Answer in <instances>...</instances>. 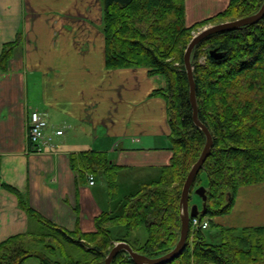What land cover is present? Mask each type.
I'll return each mask as SVG.
<instances>
[{"label":"trees","instance_id":"obj_1","mask_svg":"<svg viewBox=\"0 0 264 264\" xmlns=\"http://www.w3.org/2000/svg\"><path fill=\"white\" fill-rule=\"evenodd\" d=\"M105 64L108 70L146 69L163 77L165 85L151 94L167 104L173 157L158 180L143 184L123 204V213L103 212L94 232L77 227L69 231L34 210L17 188L0 184L14 194L28 216L43 231L18 234L0 244V264H24L36 257L40 264H105L116 242H126L148 258L170 253L181 236V195L192 166L200 158L206 136L193 120L190 85L185 68L186 49L198 29L235 21L256 14L264 0H230L217 15L192 26L186 24V0H102ZM22 35L4 45L0 71L7 72ZM218 49L224 57L209 52ZM198 115L210 130L214 145L197 175L209 183L206 214L209 229L217 227L219 240L209 242L206 231L191 234L180 256L164 264H264V226L227 227L217 219L232 213L240 189L264 184V18L235 31L213 34L192 52ZM71 166L80 177L93 173L107 179L110 195L116 196L118 166L107 152L85 151L71 156ZM200 207V206H199ZM126 233L113 237V229ZM145 228V241L131 233ZM42 246L33 251L31 246ZM68 246L80 251L78 259ZM112 264H136L121 251Z\"/></svg>","mask_w":264,"mask_h":264},{"label":"crops","instance_id":"obj_2","mask_svg":"<svg viewBox=\"0 0 264 264\" xmlns=\"http://www.w3.org/2000/svg\"><path fill=\"white\" fill-rule=\"evenodd\" d=\"M229 4L186 0V24L211 18ZM103 14L102 0H0V54L22 35L7 72L0 71V182L69 231L94 232L96 219L113 213L121 192L127 194L124 204L143 184L158 180L173 157L167 104L151 97L165 80L142 68H106ZM31 110L46 115L49 133L64 131L42 154L28 150ZM89 150L107 152L120 168L114 198L104 176L91 186L88 173L83 178L72 169L71 156ZM36 222L0 184V244L40 232ZM217 223L264 226V184L240 189L232 213Z\"/></svg>","mask_w":264,"mask_h":264},{"label":"water","instance_id":"obj_3","mask_svg":"<svg viewBox=\"0 0 264 264\" xmlns=\"http://www.w3.org/2000/svg\"><path fill=\"white\" fill-rule=\"evenodd\" d=\"M263 18H264V3L262 7L260 8V10L252 16L242 18L239 20H235L232 22L217 24V25L205 28L204 30H202L201 32H199L197 35L193 37V39L191 40V42L189 43L186 49L185 56H184V63H185V68H186L189 85H190V101H191L192 108H193V120H194L195 125L198 128H200L205 134L206 144H205V147L203 149V152L200 158L192 166L187 176V179L185 181L183 190H182L181 203H180L182 227H181V236H180V240L178 244L170 253L162 257L152 259V258H148L144 255H141L135 252L133 248L130 246V244L126 242H119L114 245V248L111 250V252L109 253V255L107 256L105 260V264H112V261L114 260V258L121 251H126L128 255L131 257V259L136 264H164L180 256L183 250L185 249L189 231H190L191 219L206 214L207 200H208L206 188L201 186L195 190L196 194L202 198V201H203L202 209H200V207L197 204L193 206L190 205V194L192 191L194 181L197 175L199 174L202 166L208 159L211 153V150L213 148V145H214L213 136L210 130L204 123H202L198 115V106H197V99H196V84L194 80L193 65H192V58H191L192 52L195 49V47L208 36H211L217 33H222V32L235 31L245 26L254 25L260 22ZM209 54L210 56L216 59H221L224 57V53L219 52L218 49L211 50Z\"/></svg>","mask_w":264,"mask_h":264},{"label":"built area","instance_id":"obj_4","mask_svg":"<svg viewBox=\"0 0 264 264\" xmlns=\"http://www.w3.org/2000/svg\"><path fill=\"white\" fill-rule=\"evenodd\" d=\"M63 134V130L49 133V122L46 118V115L39 110H31L27 120V141L28 150L30 153L42 154L47 152L54 146V135L62 136ZM88 183L91 186L96 184V178L94 174L88 173ZM208 229V220H202L201 216L192 218L190 222V230L192 233L191 240L197 231H205Z\"/></svg>","mask_w":264,"mask_h":264},{"label":"rangeland","instance_id":"obj_5","mask_svg":"<svg viewBox=\"0 0 264 264\" xmlns=\"http://www.w3.org/2000/svg\"><path fill=\"white\" fill-rule=\"evenodd\" d=\"M227 22H232V21H227ZM223 23H226V22H223ZM219 24H222V23H219ZM210 26H214V25H208V26H206L204 28L198 29V31L193 33V35L194 36L197 35L199 32H201L202 30H204L205 28L210 27ZM38 95H39V91L37 90L36 91V97L37 98H38ZM201 177H202V186L206 187L208 185V183H209L208 177L204 173L202 174ZM101 181H103L102 178H101ZM126 195L121 192L120 193L121 200L118 199L116 202L113 203L114 204L113 205L114 206L113 213L115 215H121L123 213V208H122L123 204H122L121 201L124 200ZM190 203H193V204L195 203L197 205H200V207H202V205H203L202 198L196 194V191L192 195V200H191ZM35 224H37L38 228L40 227L39 231L43 230V226L40 223L36 222ZM218 231H219V229L217 227L210 228L208 231H206V235H207V238H208L209 242L216 243L219 240L218 235H217ZM125 233H126V229L124 227H116V228L113 229V237L114 238H117L120 235H123ZM147 237H148V234H147V231H146L145 228H141V229L131 233V238L132 239H140L141 241H145L147 239ZM116 243H119V242H116ZM67 248H68L69 253L73 254V256H75L78 259L82 258V254H81L80 251H77V250L71 248L70 246H68ZM31 249L33 251H38L39 252V251L42 250V246H37V245L31 246ZM24 264H40V262H39V260L36 257H31Z\"/></svg>","mask_w":264,"mask_h":264},{"label":"bare ground","instance_id":"obj_6","mask_svg":"<svg viewBox=\"0 0 264 264\" xmlns=\"http://www.w3.org/2000/svg\"><path fill=\"white\" fill-rule=\"evenodd\" d=\"M189 234H191V236H192L191 230L189 231ZM188 236H189V235H188Z\"/></svg>","mask_w":264,"mask_h":264}]
</instances>
